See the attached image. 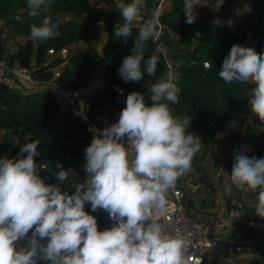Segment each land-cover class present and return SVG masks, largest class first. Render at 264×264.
Segmentation results:
<instances>
[{
	"label": "clouds",
	"instance_id": "obj_1",
	"mask_svg": "<svg viewBox=\"0 0 264 264\" xmlns=\"http://www.w3.org/2000/svg\"><path fill=\"white\" fill-rule=\"evenodd\" d=\"M53 3L27 0L29 16L42 18L30 26L32 40L56 34L60 21L49 15ZM200 6V0H184L186 24L195 23ZM143 7L144 0H115L123 24L114 35L125 44ZM160 14L139 28L130 54L122 58L117 72L125 83L156 74L159 57L153 53L145 58V52ZM218 76L229 85H255L248 104L264 124V52L234 44ZM179 92L175 83L161 77L147 90L151 104L145 94L129 93L118 121L97 130L85 149L87 178L82 183L60 163L57 183H46L40 176L44 166L36 161L39 140L20 145L17 157L0 158V264H187L189 239L179 230L171 234L158 219L167 212L170 191L191 171L204 145L188 131L191 118L172 111L171 105L180 103ZM229 176L237 190L257 194L254 212L264 218V158L235 154ZM69 184L75 188L71 195L62 191ZM86 204L92 212L104 210L112 226L98 230Z\"/></svg>",
	"mask_w": 264,
	"mask_h": 264
},
{
	"label": "trees",
	"instance_id": "obj_2",
	"mask_svg": "<svg viewBox=\"0 0 264 264\" xmlns=\"http://www.w3.org/2000/svg\"><path fill=\"white\" fill-rule=\"evenodd\" d=\"M92 1L54 0L49 15L53 20L58 19L60 26L53 37L34 41L30 38V26L34 23L39 25L42 18L34 20L29 16L27 0H0V62L4 61L9 66H23L31 70L37 79L49 80L53 77L49 69L61 63V60H56L48 64L49 50L71 48L81 42L94 45L100 32L105 31L107 39L101 53L95 56L72 53L69 63L57 79L61 88L76 94L88 120L99 124L101 113L109 108H113L111 115L118 121L120 112L126 106L125 103H118V100H126L132 91L148 95L147 90L163 77L168 67L151 38L147 43L145 58L153 53L159 57L156 74L149 77L145 73L140 82L125 83L117 69L122 64V58L130 54L139 28H133L125 44L122 38L114 35L115 28L123 24L115 8V0H99L103 3L99 8ZM226 2L237 9L250 6L243 19L235 21L233 28H230L225 15L218 17L225 20L217 26H213L209 15H201L195 23L186 24L184 0H144L142 9L146 17V11L151 7L154 11L152 18L158 9L161 13L159 21L164 29L160 43L170 49L176 74L174 83L180 90V103L171 105V108L175 115L191 118L188 131L199 135L204 142L192 161V166L202 173L203 181L209 177L202 163L209 153L217 160L213 144L217 141L218 133L226 131L229 122H234L237 130L244 126L247 128L242 137L236 136L233 146H238L237 150H240L246 143L253 151L251 157L264 158V124L255 115L250 122L245 118L246 113H252L248 104L251 95L247 90L253 86L248 83L229 85L218 76L222 62L234 44L253 47L257 53L264 52V0ZM100 24L102 27L95 30ZM7 31L24 39L14 52H8L5 44ZM197 31L199 36L196 35ZM205 63H209V67H205ZM97 81L101 84L94 93H89L91 83ZM117 88L123 89V93H119ZM148 104H151V100ZM21 131H25L28 138L19 137L7 157H17L20 145L39 140L40 156L36 161L47 159L48 165L40 172V176L46 178V183H57L55 174L59 168L56 166L51 170V165L57 163L77 174L86 173L83 170L85 149L94 137L89 122L64 111L51 90L22 93L0 83V134L4 133L3 140L7 144ZM3 147L0 144V158L3 157ZM178 182L180 184V180ZM67 186L62 185V191ZM178 187L186 192V209L190 213L195 201L184 187ZM74 191L71 190L70 195ZM85 211L96 217L98 230H101L106 223L104 210L92 212L90 204H86ZM254 251L255 255L246 264H264V228L257 238ZM40 264L45 262L41 261ZM204 264H219L218 257H213L211 262L206 257Z\"/></svg>",
	"mask_w": 264,
	"mask_h": 264
},
{
	"label": "built area",
	"instance_id": "obj_3",
	"mask_svg": "<svg viewBox=\"0 0 264 264\" xmlns=\"http://www.w3.org/2000/svg\"><path fill=\"white\" fill-rule=\"evenodd\" d=\"M159 11V9L157 10ZM200 15L197 16L199 18ZM218 18V17H217ZM152 19L146 17L141 11L136 25L140 28L145 22ZM159 19V18H158ZM217 21L216 17H212L211 21ZM221 21L220 18H218ZM224 19H222L221 22ZM163 25L160 23L153 36L157 52L162 56L168 70L163 75L168 76L173 83L176 80V74L173 71V63L171 60L170 49L160 43V38L163 33ZM71 48L65 47L61 50L51 49L48 52L50 60L48 64L61 60V63L50 68L49 72L53 77L49 80H40L33 76L31 70L20 66H9L6 62H0V83L6 84L10 89L22 93L40 92L43 90H53L63 101V110L71 115L79 118H84L90 124L91 130L94 135L97 130L105 128L103 124L92 123L88 120L83 112V106L78 103L77 96L70 90L61 88L57 79L65 66L69 63L71 57ZM209 67V63L204 64ZM207 65V66H206ZM30 89H27V88ZM96 91V83H91L89 93ZM146 96V102L150 101V97ZM242 135L246 133V126L239 129ZM45 168V165H43ZM42 168V169H44ZM192 170L188 173H191ZM75 189L74 186L68 185L65 188L70 195L71 190ZM169 205L167 212L164 216L158 217L160 222L164 223L171 234H175L177 230L185 235L189 241V249L186 254L187 264H204L206 257L219 255L222 257H238L241 259L247 258L251 260L255 255L254 246L256 244L259 234L264 228V218L255 215L249 208H230L226 213L218 215L210 221L202 222L201 220L193 219L186 209V194L179 188L173 190L172 196L168 197ZM236 225V226H234ZM112 226V221L106 216V223L101 231ZM233 226V227H232ZM232 227V228H231ZM227 228H231L228 234H224ZM235 228V231L232 229ZM31 234V231L29 235ZM46 242V241H45Z\"/></svg>",
	"mask_w": 264,
	"mask_h": 264
},
{
	"label": "rangeland",
	"instance_id": "obj_4",
	"mask_svg": "<svg viewBox=\"0 0 264 264\" xmlns=\"http://www.w3.org/2000/svg\"><path fill=\"white\" fill-rule=\"evenodd\" d=\"M130 2V0H128ZM92 4L96 6L97 8L101 7L103 3H101L99 0L92 1ZM200 7H197L196 12L198 15H209L211 18L214 16L220 17L224 14H229V16L225 15V19L228 18L229 21H231L230 28H233V25L235 23L236 15L239 17V19H243L244 14H246L249 10H243V9H237L234 5H229V3L226 2V0H217L216 3L210 2L205 4H200ZM166 5H164L165 7ZM162 7V6H160ZM144 8V7H143ZM146 11V10H145ZM147 16L151 18L154 11L152 7L146 11ZM235 16L234 18L232 16ZM219 22L218 18H216ZM224 19V20H225ZM216 21V20H215ZM222 21V19H221ZM214 22V21H212ZM2 24V23H0ZM218 23L213 24V26H217ZM107 39V33L105 31L100 32L98 35V38L94 45H88L84 42L75 44L71 47V53H77L81 52L85 55L89 56H95L101 53V49ZM24 39L18 38L13 36L10 31H7V37L5 40V44L7 46L8 52H14L17 50L18 44L22 43ZM165 79H168V76L164 77ZM255 86V85H251ZM97 87V85H96ZM27 89H30L29 87ZM249 91V90H247ZM252 91V90H251ZM58 98V101L63 109V101L62 99L56 95ZM104 114V113H103ZM102 114V115H103ZM105 114L107 116H110L111 119H109V126L114 123V120L112 121L111 112L105 111ZM251 113H246L245 118L248 121H251L253 119ZM100 120V119H99ZM102 122V121H101ZM230 123V122H229ZM103 124V123H100ZM105 124V123H104ZM105 127L106 124H105ZM236 128V127H235ZM230 131V134L224 140L219 139L218 141L213 144V148L216 150V157L213 158V156L209 153L206 160L202 163L205 170L208 174V180L203 181L201 179L202 173L194 166H192L191 173H186L183 177L180 179V184L177 182L176 188H179L178 186L181 185L184 187L188 194H190L195 201V207L190 209V216L193 219L201 220L202 222L210 221L213 218L217 217L218 214L224 209V208H249L251 211L254 208L252 212L255 211V205L257 202V195L252 192H241L235 188V186H232L230 183V174L232 170V163L234 159V155L237 153H243L247 155L249 158L252 155V149L245 143L242 145L240 150L235 149L236 147L233 146L232 148H229L227 145L228 142L233 140V133H236V129L234 130V127L230 125L228 132ZM4 133L0 134V144L3 147V157L9 155L11 147L13 144L18 142L19 137H25L28 138V134L25 131H21L13 140L10 142L5 143L3 140ZM224 137V136H223ZM231 138V139H229ZM236 151L234 155H232L233 151ZM232 162V163H231ZM37 163H42L43 165H48L47 159H40L37 160ZM56 165H51V170L53 171L55 169ZM43 169L40 170V172ZM74 172V171H73ZM73 179H76L79 182H84V180L87 178V174H77L73 173ZM181 189L185 194L186 192ZM231 189V190H229ZM173 190L170 191L168 197L172 196ZM187 196V195H186ZM213 203V204H212ZM231 205V207L229 206ZM204 212V213H203ZM218 257L219 264H246L247 258L244 260L238 257H222L219 255H213L209 257V261H212L213 257Z\"/></svg>",
	"mask_w": 264,
	"mask_h": 264
},
{
	"label": "crops",
	"instance_id": "obj_5",
	"mask_svg": "<svg viewBox=\"0 0 264 264\" xmlns=\"http://www.w3.org/2000/svg\"><path fill=\"white\" fill-rule=\"evenodd\" d=\"M217 2V1H216ZM216 2H214V3H216ZM205 4V3H210L209 1H201L200 0V4ZM230 5V4H229ZM232 5V4H231ZM250 6L249 5H246L245 6V8L243 9V10H248V8H249ZM224 15H227V14H224ZM227 16H229V14L227 15ZM244 16H245V14H244ZM243 16V17H244ZM214 17H216L217 18V16H214ZM233 18L235 17L234 15L232 16ZM236 19H239V17H237V15H236ZM219 22H221V21H219ZM219 22H218V24H219ZM96 83V85L97 86H99L100 84H101V82L100 81H97V82H95ZM249 85H252V83L251 82H249L248 83ZM253 88V87H252ZM252 88L251 89H249V91H248V93L251 95L252 94ZM125 101L126 100H118V103H125ZM111 113H112V111H113V108H109L108 109ZM108 110H106V111H108ZM104 113V114H103ZM103 114V115H102ZM251 115H252V117H253V115L254 114H252L251 113ZM250 115V116H251ZM112 116V115H111ZM99 119H100V121H102L101 123H103V125L105 126V124H106V126L108 127L109 126V124L107 125V123H109V119H111V117L110 116H107L106 114H105V111H103L102 113H101V115H100V117H99ZM114 120V123L117 121V119H116V117H114V116H112V121ZM247 122H250V121H247ZM105 123V124H104ZM230 125H232V127H234V130L236 129L237 130V127H236V124L234 123V122H230V123H228V125H227V129H226V131H224V132H220V133H218V135H217V137H219V139H222V140H224V138H226L227 136H228V134H230V131L228 132V129H229V127H230ZM236 127V128H235ZM224 136V137H223ZM226 136V137H225ZM234 136V137H233ZM236 136H243L242 135V133L240 132V130L238 129L237 131H236V133H233V135L231 136V137H233V140L232 141H230V142H228L227 143V145L226 146H228L229 148H232L233 147V145H234V139L236 138ZM229 139H231V138H229ZM227 140V139H226ZM226 140H224V141H226ZM217 141H218V138H217ZM216 141V142H217ZM236 148L235 149H238V146H235ZM234 153H236V151L234 150L233 152H232V155H234ZM228 209H230V208H224L218 215H222V214H224V213H226V211L228 210ZM105 212V211H104ZM105 214H106V216H108V214L105 212ZM234 226H236V225H234ZM233 227V226H232ZM231 227V228H232ZM231 228H227L226 230H225V232H224V234L226 235V234H228V232L230 231V229ZM232 231H235V228H233L232 229Z\"/></svg>",
	"mask_w": 264,
	"mask_h": 264
},
{
	"label": "water",
	"instance_id": "obj_6",
	"mask_svg": "<svg viewBox=\"0 0 264 264\" xmlns=\"http://www.w3.org/2000/svg\"><path fill=\"white\" fill-rule=\"evenodd\" d=\"M100 27H102L101 24L100 25H97L96 28H95V30H98ZM52 92H54V91L52 90Z\"/></svg>",
	"mask_w": 264,
	"mask_h": 264
}]
</instances>
